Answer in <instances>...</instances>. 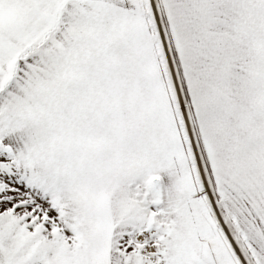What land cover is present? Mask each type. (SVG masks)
<instances>
[{
  "label": "snow or ice",
  "instance_id": "snow-or-ice-1",
  "mask_svg": "<svg viewBox=\"0 0 264 264\" xmlns=\"http://www.w3.org/2000/svg\"><path fill=\"white\" fill-rule=\"evenodd\" d=\"M0 264H264V0H0Z\"/></svg>",
  "mask_w": 264,
  "mask_h": 264
}]
</instances>
